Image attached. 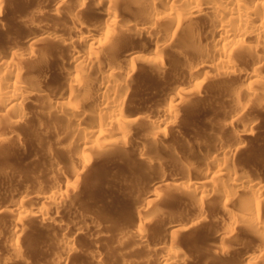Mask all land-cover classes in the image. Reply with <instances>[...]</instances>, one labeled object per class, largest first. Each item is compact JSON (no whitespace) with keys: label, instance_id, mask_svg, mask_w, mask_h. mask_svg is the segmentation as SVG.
<instances>
[{"label":"bare ground","instance_id":"6f19581e","mask_svg":"<svg viewBox=\"0 0 264 264\" xmlns=\"http://www.w3.org/2000/svg\"><path fill=\"white\" fill-rule=\"evenodd\" d=\"M6 2L7 0H0V17L6 8ZM41 2L50 7V17H65L66 21L62 19L65 30H57L55 25L53 28L38 26V29L35 26L36 30L30 31L23 40L16 41V37L11 40L16 41L11 45L0 46V149L12 142L14 148L17 144L15 136L20 138V141L22 139L17 135L19 131L22 133L20 129L28 131L31 127H28L29 123L32 125V122L38 121L34 124L35 127L30 129L43 130L49 126L55 133L70 134L71 137L64 142V147H60L66 148L69 153L75 152L77 161L83 166L88 163V152L100 155L114 147L127 152L136 125L148 123L151 129L157 131L163 122L160 115H148L141 108H132L134 101L131 100L130 82H139L140 76H135L138 69L141 73L143 70L155 71L159 77L168 74L169 70L164 66L161 56L172 50L175 51L173 58L179 62L187 57H196V62L189 61L182 65L179 72L173 73V78L181 79L178 76L180 74L186 78V82L175 84L169 92H164L165 100L172 102L178 98L181 102L182 96L199 97L204 85L203 76L209 73L235 84L237 91L247 97L244 99L246 102H243V98L239 99L240 95L235 97L231 111H227L231 112V123L246 114L251 105L250 100L264 99V0ZM85 11L88 12L87 15H84ZM84 45L87 47H81ZM54 50L65 52L66 55L53 59L57 69H52L54 71L51 73L50 62L55 56H52ZM53 78L54 80H51ZM174 111V108L164 109V113L172 118L177 115L173 114ZM64 112L69 115L64 116ZM248 121L244 124V129L237 134L233 133V139L226 140L218 138L219 136L214 139L212 148L199 153L197 162L188 165L187 162L185 164L182 161H174L183 171L194 172V177L190 172L182 180L172 181L170 175L161 172L158 178L150 180L146 185V194L133 197L130 202L132 206L130 205L129 209L124 208L123 212L127 215L128 212L134 214L135 211L138 214H153L155 217L160 201L162 202L158 191L165 186L174 189L175 195L179 192H185L186 195L191 191L198 193L188 195L187 199L201 216L206 215L207 197L217 200L218 207L222 209H226L237 199L241 210L235 213L233 221L240 219L247 226L264 230V218L261 220L260 214H256L259 205L264 203V170L257 172L239 169L232 162L239 152L242 153L246 149L247 141L243 137L248 133L250 135L248 128L253 130L252 127L255 126ZM24 144L18 141L14 150L17 153H10L11 156L15 157L18 153L25 156L27 147L25 148ZM9 146L7 145V148ZM187 146L188 151L196 149L193 144ZM150 147L148 144H141L135 152L136 159L146 161V152ZM0 151L2 162L1 157L5 152ZM4 159L6 161L8 157ZM47 159L52 158L49 156ZM54 168L57 172H53L57 174L64 170L62 165ZM5 173H1L0 179L1 176L3 178V175H7ZM6 177L8 178V175ZM35 184V188L30 191L23 190L24 193L12 192L10 188L6 189V186L0 191V198L8 199L3 205L0 201V216H8L7 221L11 222L8 225L12 231L9 245L13 252L5 256L4 262H17L24 258L22 250L19 249L20 235L27 231L24 217H33L41 224L52 225L56 231L50 232L51 242L54 239L56 246L64 254L73 252L72 243L78 233H86L88 226L96 224L94 216L90 215L91 213H82L83 211L64 219L62 210L66 198L69 192L75 189L74 184L68 180L56 184L38 181ZM26 207L33 211H27ZM148 217L150 218V215ZM209 219L204 217L205 223H212V219ZM233 221L230 224L235 225ZM180 222L169 220L160 226L170 238L166 242L163 240L162 244H157L158 239L157 243L152 242V234L145 228L146 219L140 218L131 240L137 247H152L150 251L153 250L156 257L154 264H185L190 258L186 255L185 259L179 249L180 238L176 235L184 231L179 227ZM261 240L264 242V233ZM64 256L60 254L55 257L56 264H67L68 258ZM97 256L96 264H105ZM243 257L247 263L254 264L260 256L246 252Z\"/></svg>","mask_w":264,"mask_h":264},{"label":"rangeland","instance_id":"374dc122","mask_svg":"<svg viewBox=\"0 0 264 264\" xmlns=\"http://www.w3.org/2000/svg\"><path fill=\"white\" fill-rule=\"evenodd\" d=\"M6 3V8H4L0 17V42H4L0 43V46L4 44L2 45L4 47L5 44L11 45L12 42L19 39L23 40V37L26 38L27 34L38 29V26L53 28V25H55V29L65 30L63 26V21H66L65 17L60 16L61 19L59 16L57 18L55 16L54 18L50 17L51 15H48L50 7L42 3L41 0H7ZM42 9L46 10L43 11ZM36 12L39 13L36 14ZM87 14L88 12L85 11L84 15ZM14 38L17 40L11 41ZM81 47L84 48L87 45ZM53 52L52 56H55L52 60L66 55L65 52H60V50H54ZM174 52L172 50V52L164 53L161 56L162 58L160 57L164 62V66L169 70L168 74L159 77L155 71L143 70L144 72L141 73L138 69L135 76H140L139 82L135 80V82H130L132 87L131 100L134 101L132 108H141L148 115H160L163 122L157 131L151 129L148 123L136 125L127 152L121 151L119 147H114L100 155L88 152L86 155L88 163L83 166L77 161L75 152L69 153L66 148L60 147H64V142L71 135L68 133H55L52 131L53 128L49 126L44 127L43 130L30 129L32 126L35 127L38 121L32 122V125L30 122L28 127H31L29 130L27 129L28 131L24 132V129H20L22 130L21 133L18 130L20 134L17 133V135L21 136V141L20 138L15 136L17 144L18 141L22 144L25 143L23 145L25 148L27 147L25 156H23V153L13 156V153H17L14 151L17 144L15 143L16 145L14 144L13 148L12 139V141L10 140L12 143L7 144L10 145L8 148L6 145V147L0 149L4 150L5 155L9 154L1 157L3 163L0 162V175H2V172L3 174L6 172L8 178H10L8 179L7 175H3V178L1 176L0 191L2 187L5 188L6 186V189L10 188L9 190L12 192L24 193L23 190L30 191L35 188V183H38V181L44 184H56L68 180L74 184L75 189L70 191L69 196L66 198L62 210L64 219L71 218L82 211V213L88 215L91 213L90 215L96 219L95 225L88 226L91 230L86 227L88 230L86 233H78L72 243L73 252L64 254L58 249L54 239L51 242V234L56 231L52 225L48 223L41 224L39 220L33 217H24L23 221L27 231L20 235L19 249L22 250L25 259L23 258L17 262H4L5 256H9L13 250L9 245V237H11L12 231L8 224L11 222L7 221L9 220L8 216L3 214L0 216V264H56L54 258L60 256V254L62 257L65 255L64 257L68 258L67 264H96L95 257L97 255L105 264H154L156 257L152 252L153 250L150 251L152 247L145 249L139 246V248L131 240L140 218L146 219L145 228L148 233L150 232V235L152 234V242L157 243L159 241L157 244H162L170 238V235L161 228L164 223L169 220L181 221L179 227L184 231L179 234L180 236H176L180 238V242L178 241L180 251L185 255V259L189 255L188 257L191 260L187 259L188 261L185 264H246L247 262L243 257L246 252L256 253L260 256L254 264H264V242L261 240L264 230H256L251 225L249 227L240 219L233 221L235 213L241 210L237 199L232 201L226 209H222L218 207L217 200H214L213 197H207L206 215L201 216L187 199L188 195H194L195 192L191 191L188 195L185 192H179L175 195L174 189H172L173 192L170 187L164 186L165 188L162 187L163 189L158 191V194H161L159 196H161L160 200L162 202L159 200L161 204L157 216L154 217L153 214L144 215L141 212V214H138L135 211L134 214L128 212L126 215L123 212L125 209H129L130 205L132 206L130 202L133 197H141L146 194V185L150 180L158 178L161 172L170 175L172 181L182 180L190 172L193 174L191 176L194 177V172L183 171L175 162L182 161L185 164L187 162L188 165L197 162L199 153L212 148L214 139H233L235 134L245 127L244 124L248 120L252 123V126H255L252 127L253 130L250 127L248 128L250 135L248 133L243 137L247 141L246 149L242 153L239 152L241 154L238 153L232 162L239 169L257 170V172H263L264 170V106L262 107L264 99L250 101L248 99L252 109L249 107L250 109L248 108L244 116H240V119L238 118L237 121L234 120L231 123L229 120L231 112L227 111H231L230 107H232L235 97L240 95L239 99L243 98V100L247 97L245 98L237 91L235 84L229 83L223 77L209 73L203 76L204 85L201 89L200 98L188 95L182 96L180 98L182 99L181 102L178 98L172 102L165 100L164 92H169L175 84L181 85L186 82V78L179 73L178 76L181 79L173 78V73L179 72L182 65L189 61L196 62V57H187L179 62V60L173 58L172 54ZM52 60L50 65L53 68L51 67L50 70L55 69L56 71L55 61ZM53 71L50 72L53 73ZM51 80H54V78ZM166 108H174L173 114H177L176 117L172 118L169 114H165L164 109ZM63 115L69 114L64 112ZM243 120L245 122H241ZM60 137H63V139H59ZM248 139L252 140L251 143ZM190 143L196 146L195 150H190L191 152L188 151L187 146L190 147ZM139 144L151 146L146 152L148 153L146 154L147 160L144 162L136 159L135 152L139 149ZM6 150L8 151L6 152ZM10 153L13 155L11 156ZM50 154L55 156L51 157ZM46 155L54 160L47 159ZM3 157H8V159L5 161ZM56 164L63 166L64 170L60 174L55 173L57 171L54 166H58ZM54 170L55 172H53ZM150 170L153 172H150ZM12 176H15L16 179ZM11 180L15 182H11ZM2 184L4 185L2 186ZM3 199L0 198L2 205L7 202L5 200H8ZM26 209L29 212L33 211L29 207H26ZM256 212L257 215L260 214V219L264 218V203L259 205ZM204 217L206 219L210 218L209 220L212 219V223L210 221L205 223ZM232 221L235 222V225L230 224ZM231 225L234 227L232 228ZM230 228L233 230L232 232L229 230ZM160 241L162 242L160 243ZM152 245L151 243L150 246Z\"/></svg>","mask_w":264,"mask_h":264}]
</instances>
